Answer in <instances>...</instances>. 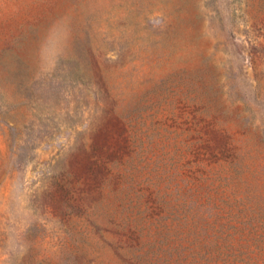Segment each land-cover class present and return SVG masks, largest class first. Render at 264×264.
Listing matches in <instances>:
<instances>
[{"label":"rangeland","instance_id":"374dc122","mask_svg":"<svg viewBox=\"0 0 264 264\" xmlns=\"http://www.w3.org/2000/svg\"><path fill=\"white\" fill-rule=\"evenodd\" d=\"M0 264H264V0H0Z\"/></svg>","mask_w":264,"mask_h":264}]
</instances>
